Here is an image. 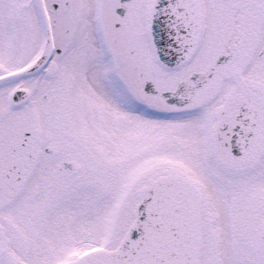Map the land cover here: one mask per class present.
I'll return each mask as SVG.
<instances>
[{"label":"snow or ice","instance_id":"snow-or-ice-1","mask_svg":"<svg viewBox=\"0 0 264 264\" xmlns=\"http://www.w3.org/2000/svg\"><path fill=\"white\" fill-rule=\"evenodd\" d=\"M0 264H264V0H0Z\"/></svg>","mask_w":264,"mask_h":264}]
</instances>
